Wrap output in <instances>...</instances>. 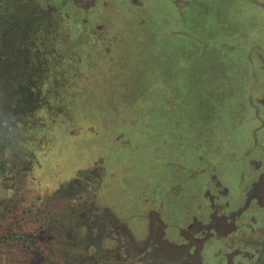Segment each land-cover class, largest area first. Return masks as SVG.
Here are the masks:
<instances>
[{
	"label": "rangeland",
	"instance_id": "374dc122",
	"mask_svg": "<svg viewBox=\"0 0 264 264\" xmlns=\"http://www.w3.org/2000/svg\"><path fill=\"white\" fill-rule=\"evenodd\" d=\"M38 2L64 15L58 35L63 64L52 69V85L64 86L68 101L51 124L45 111L36 114L47 126L31 172L38 193L2 196L13 204L14 231L28 244H0V264L188 261L185 247H168L165 254L157 248L152 217L144 241L133 235L148 211H168L172 227L184 214L181 197L205 203V189L195 184L212 171L221 184L235 185L228 173L242 157L233 158V151L247 149L255 128L252 103L264 91L257 83L262 72L244 63L254 42L264 51V5Z\"/></svg>",
	"mask_w": 264,
	"mask_h": 264
},
{
	"label": "trees",
	"instance_id": "16d2710c",
	"mask_svg": "<svg viewBox=\"0 0 264 264\" xmlns=\"http://www.w3.org/2000/svg\"><path fill=\"white\" fill-rule=\"evenodd\" d=\"M61 14L38 0H0V244L11 239L20 248L28 244L14 231L18 223L11 221L13 204H5L2 196L38 193L31 172L47 126L36 114L45 111L51 124L68 101L67 89L52 85L57 79L52 69L63 64L58 44Z\"/></svg>",
	"mask_w": 264,
	"mask_h": 264
},
{
	"label": "flooded vegetation",
	"instance_id": "af4514ba",
	"mask_svg": "<svg viewBox=\"0 0 264 264\" xmlns=\"http://www.w3.org/2000/svg\"><path fill=\"white\" fill-rule=\"evenodd\" d=\"M247 2L255 6L263 4L255 0ZM261 49L256 42L250 45L252 59L246 57L244 63L250 67L248 65L252 61L255 70L262 72L263 76L257 83L264 90V51ZM252 105L255 109L252 112L255 121L254 132L246 139L247 149L244 152L237 150L242 155L233 151V158H242L239 160L240 166L228 173V178L235 185L225 183L226 187L223 182L221 184L217 180L218 177L214 179L212 170L207 174L206 180L202 182L201 177L195 184V189H205L202 198L206 201L198 204L194 202L191 205L194 217L186 222L182 231L187 235H182L183 244L176 246L180 248H174L179 251L185 247L184 258L190 257L181 264H264V147L258 144L260 141L264 142V91ZM256 108L259 112H256ZM251 147L258 150L252 151ZM187 177L194 178L191 174ZM211 182H215L216 187L209 192L207 188ZM181 199L184 203L187 198ZM184 221L182 219L180 223L176 222L179 225ZM151 223L153 230L163 232L159 219H154ZM154 246L156 245H148V248ZM157 246L163 254L168 253V248L162 247L160 242Z\"/></svg>",
	"mask_w": 264,
	"mask_h": 264
},
{
	"label": "crops",
	"instance_id": "0c3cea01",
	"mask_svg": "<svg viewBox=\"0 0 264 264\" xmlns=\"http://www.w3.org/2000/svg\"><path fill=\"white\" fill-rule=\"evenodd\" d=\"M177 191L181 188V184L177 185L174 187ZM174 191V192H175ZM170 193H173V192H170ZM195 197V196H194ZM184 198V197H182ZM181 202H182V199H179ZM194 203V198H189L187 197V199L184 201L183 203V207H184V214H178V217L176 215V213L174 212V215L178 218V222L179 221H182L189 218V221H191V219L194 217V212H193V209L191 207V205ZM237 204V203H236ZM146 214V217H145V220L142 219V222H141V229L135 233L133 237L136 241L138 242H141V241H144L147 236H148V233H149V218L152 217L153 220L154 219H159L160 221V226L162 227L163 229V232L161 233L160 231L157 230L158 232V237L157 238V241H159L163 246L162 247H165V248H168L169 246H174L176 247L177 245L180 246L182 243V235H184L182 233L183 229H184V225L186 224V222L184 223H181L178 225V222H176V225H172V227H170L168 224H167V221L168 220V217L170 215V213L168 211H164L160 214V211L158 212H150L148 211ZM180 223V222H179ZM184 242V240H183ZM169 245V246H168ZM161 247V246H160ZM207 255V253H206Z\"/></svg>",
	"mask_w": 264,
	"mask_h": 264
}]
</instances>
